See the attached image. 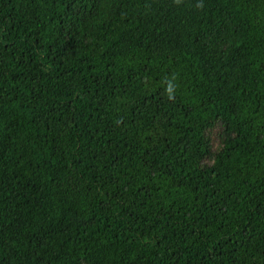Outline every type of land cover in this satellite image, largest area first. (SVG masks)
<instances>
[{
  "label": "trees",
  "instance_id": "trees-1",
  "mask_svg": "<svg viewBox=\"0 0 264 264\" xmlns=\"http://www.w3.org/2000/svg\"><path fill=\"white\" fill-rule=\"evenodd\" d=\"M0 264H264V0H0Z\"/></svg>",
  "mask_w": 264,
  "mask_h": 264
},
{
  "label": "clouds",
  "instance_id": "clouds-1",
  "mask_svg": "<svg viewBox=\"0 0 264 264\" xmlns=\"http://www.w3.org/2000/svg\"><path fill=\"white\" fill-rule=\"evenodd\" d=\"M202 6V5H201ZM168 92H169V96H168V99H173V96L171 95V92H172V86L171 85H169V88H168V90H167Z\"/></svg>",
  "mask_w": 264,
  "mask_h": 264
}]
</instances>
